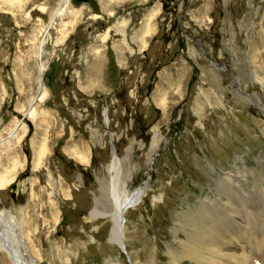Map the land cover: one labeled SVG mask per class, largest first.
Masks as SVG:
<instances>
[{"label":"rangeland","instance_id":"1","mask_svg":"<svg viewBox=\"0 0 264 264\" xmlns=\"http://www.w3.org/2000/svg\"><path fill=\"white\" fill-rule=\"evenodd\" d=\"M60 1L0 0V211L28 264H197L184 250L217 219L245 226L243 206L223 213L228 185L263 211L264 0H68L54 22ZM112 151L120 200L147 186L125 252L110 241Z\"/></svg>","mask_w":264,"mask_h":264},{"label":"bare ground","instance_id":"2","mask_svg":"<svg viewBox=\"0 0 264 264\" xmlns=\"http://www.w3.org/2000/svg\"><path fill=\"white\" fill-rule=\"evenodd\" d=\"M61 1L58 4V11L57 13H55V17L52 19H55L54 22H56V20L58 19H61L60 17H62L66 11L65 6L68 3V0ZM52 22L53 21H50V23ZM44 37L45 33H43L42 37L40 38V43L37 50V52H39V54L37 53L38 57L41 56L40 58H42V50L46 42V39H44ZM213 64L217 66L215 63ZM38 68L40 72H43L44 68L42 64H39ZM38 83L40 87L37 92V96L34 99V104H39L42 100H44L46 96V88L43 87L44 84L41 81V76L38 78ZM234 86L238 90L241 89L240 86L237 84L236 79ZM34 104H31V106L25 111L28 116H34L35 111L32 108ZM103 114L105 118L107 114L106 111H104ZM105 122L107 123V121ZM15 126L16 128L13 130V133L16 131L17 128L21 127L20 124H17ZM112 155V161L108 165V174L111 187L109 195L112 197L114 209L112 218L113 226L110 232V241L114 244L119 245L121 250L125 251V249L122 248L123 243L125 245V223L123 224L121 231L123 239L122 237H120L121 229L119 226L121 213L123 212L124 217V214L128 211V209L135 208L138 205L140 199L142 200L143 196L145 195L144 190L147 186L145 184L142 185V187L137 188L131 195H129L128 198L121 201L120 199L123 196L121 194L120 189L121 166L119 165V160L116 156V152L112 151ZM147 182H149V179L147 180ZM227 187L228 191L231 192L230 194L232 195L228 193L229 197L227 201L222 204L224 205V207H226L225 209L223 208V213L225 215H229V213L239 215L237 207L239 208L243 206L244 210L247 212V215L243 217L240 215V219L242 220V224L245 223L243 224L245 226L241 230H236V232H234L233 227H240L241 225H239L235 219L229 218V221H227L226 218H223L222 216V218L220 217L216 220L217 222H215V225H210L209 229L206 230L207 232H203L204 234H206V236H203L201 238L200 241H202V244L200 246H197L198 242H190L186 250H184V254L186 256H194L197 264H264V205L261 206V209H263V211L260 212L259 215H255L250 206L246 207L244 205L245 200L243 198L237 197L238 192H235L234 189H230L229 185ZM225 189L226 187L224 188V190ZM128 204H130L131 206H129L127 210H124V208L128 206ZM258 204L261 205L260 202H258ZM217 209L218 208H216V210ZM206 210L209 213V210L207 208ZM216 210H212L214 211V215ZM207 217L210 218V215ZM251 235L254 239H252V244L248 240L249 236L251 237ZM245 236H248V238H246ZM27 243V236L25 238L24 235L18 232V227L14 222V216L12 215V213L6 210L0 211V251L4 255H6L11 264H28V260H26V257L22 252L21 246L22 244L25 247V251L29 252V249L27 248ZM30 258L33 264H38V259H35L32 255H30ZM127 258L132 264L133 254L128 253Z\"/></svg>","mask_w":264,"mask_h":264},{"label":"water","instance_id":"3","mask_svg":"<svg viewBox=\"0 0 264 264\" xmlns=\"http://www.w3.org/2000/svg\"><path fill=\"white\" fill-rule=\"evenodd\" d=\"M234 79V78H233ZM234 89H235V92H236V94L238 95V96H240L241 98H243L244 100H246V101H249V102H251L250 101V99H249V97L244 93V91L243 90H238L237 88H235L234 87ZM109 137H110V134H109ZM141 200V199H140ZM138 202V201H137ZM128 206H131L130 204H128ZM128 206H126L125 208H124V210H126V209H128ZM124 222V218H123V212L121 213V217H120V237H122V234H121V231H122V227H123V223ZM122 239H123V237H122ZM123 241V240H122Z\"/></svg>","mask_w":264,"mask_h":264}]
</instances>
